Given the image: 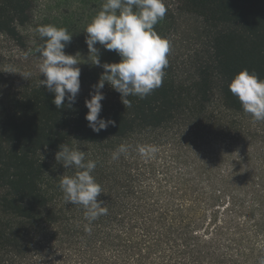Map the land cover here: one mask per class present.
Here are the masks:
<instances>
[{
	"label": "trees",
	"instance_id": "16d2710c",
	"mask_svg": "<svg viewBox=\"0 0 264 264\" xmlns=\"http://www.w3.org/2000/svg\"><path fill=\"white\" fill-rule=\"evenodd\" d=\"M30 5L0 0V34L22 45ZM177 6L205 24L206 53L187 79L169 60L162 86L131 107L105 82L100 117L114 124L99 133L85 101L102 66L80 68L76 102L60 109L39 81L7 87L0 67V264H264V122L229 90L244 69L264 79V0ZM173 22L168 9L155 31L169 39ZM61 144L97 161L108 213L90 225L58 186L75 173L56 161ZM141 145L158 152L145 158Z\"/></svg>",
	"mask_w": 264,
	"mask_h": 264
},
{
	"label": "clouds",
	"instance_id": "9594fccd",
	"mask_svg": "<svg viewBox=\"0 0 264 264\" xmlns=\"http://www.w3.org/2000/svg\"><path fill=\"white\" fill-rule=\"evenodd\" d=\"M165 0H106L101 10L85 28V43L89 53L94 56L93 65L102 66L104 73L90 92V99L85 101L89 110L85 116L88 126L96 133L106 130L112 120L100 117L101 101L105 99L103 92L105 82L121 94V100L126 107H131L129 96L146 98L161 87L169 65L171 42L161 37L154 26L163 20L167 13ZM37 32L45 44L38 51L42 57L39 64L40 76L38 86H46L55 94L52 101L57 109L64 107L67 98L69 107L76 102L80 92V73L77 66L81 63L76 55L64 52L71 42L72 34L66 28L55 25H44ZM115 51L120 57L118 63L101 65L99 49ZM2 72L19 73L29 79L30 72H18L15 67L6 66ZM229 90L238 97L243 111L249 114L255 122H264V79H260L255 71L247 69L240 71L229 84ZM76 140V139H74ZM56 153V161L65 169H75L73 175H61L59 188L64 194V201L83 207L85 219L89 225L100 216L108 213L104 201L98 197L104 193L100 183L92 174L97 167V161L88 158L85 151L78 147L61 144ZM129 151L127 144H121L112 153V159H119L121 154ZM138 152L145 158H152L158 152L155 145H141ZM47 173V172H46ZM90 231V227H86Z\"/></svg>",
	"mask_w": 264,
	"mask_h": 264
},
{
	"label": "rangeland",
	"instance_id": "374dc122",
	"mask_svg": "<svg viewBox=\"0 0 264 264\" xmlns=\"http://www.w3.org/2000/svg\"><path fill=\"white\" fill-rule=\"evenodd\" d=\"M30 2L28 20L21 27L23 44L0 34V67L3 71L6 66H12L18 72H30L32 75L27 80L19 73L3 72L7 87H18L26 82L45 79L43 75L40 76L38 67L42 60L38 50L45 42L37 32V28L44 25L66 28L72 34L71 40L76 43L77 50L67 52L64 49V52L76 55L81 62L77 65L79 68L92 66L95 58L89 53L85 43L87 34L84 31L106 0H30ZM165 3L174 18L169 37L171 53L168 58L178 75L182 79H187L193 73V63L206 53L208 30L201 18L181 12L177 0H165ZM94 46L99 49L100 62L109 57L121 59L115 51L106 50L98 43Z\"/></svg>",
	"mask_w": 264,
	"mask_h": 264
}]
</instances>
